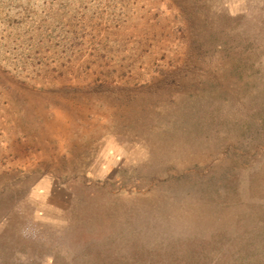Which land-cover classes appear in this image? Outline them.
Wrapping results in <instances>:
<instances>
[{
  "label": "rangeland",
  "instance_id": "rangeland-1",
  "mask_svg": "<svg viewBox=\"0 0 264 264\" xmlns=\"http://www.w3.org/2000/svg\"><path fill=\"white\" fill-rule=\"evenodd\" d=\"M0 264H264V0H0Z\"/></svg>",
  "mask_w": 264,
  "mask_h": 264
}]
</instances>
